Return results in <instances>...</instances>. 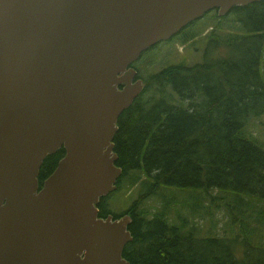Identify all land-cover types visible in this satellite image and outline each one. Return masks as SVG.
Wrapping results in <instances>:
<instances>
[{
    "label": "water",
    "instance_id": "95a60500",
    "mask_svg": "<svg viewBox=\"0 0 264 264\" xmlns=\"http://www.w3.org/2000/svg\"><path fill=\"white\" fill-rule=\"evenodd\" d=\"M264 0H0V264H130L118 121L146 84L133 64L217 11ZM65 150L42 189L45 160Z\"/></svg>",
    "mask_w": 264,
    "mask_h": 264
},
{
    "label": "trees",
    "instance_id": "16d2710c",
    "mask_svg": "<svg viewBox=\"0 0 264 264\" xmlns=\"http://www.w3.org/2000/svg\"><path fill=\"white\" fill-rule=\"evenodd\" d=\"M229 14L238 33L222 39L212 30L201 64L169 67L149 80L140 76L146 88L119 118L114 144L123 175L117 187L138 188L139 197L120 215L109 211L108 196L98 209L101 218L131 217L133 241L123 252L130 264H264V248L250 235L257 229L237 214L247 213L243 206H251L250 201L264 204V148L248 130L250 119L264 115V1ZM215 18L227 20L217 11ZM183 35L184 42L195 37ZM219 47L224 54L216 56ZM167 86L174 94H166ZM175 97L179 106L171 103ZM64 155L61 149L45 160L40 188ZM171 189L199 192L196 208L189 205L193 214L213 190L234 196L235 206L225 205L232 226L241 224L243 239H200L195 229H187V220L171 223L177 203ZM154 197L161 198V208L141 206ZM255 222L264 224V209ZM243 249L247 256L239 259Z\"/></svg>",
    "mask_w": 264,
    "mask_h": 264
},
{
    "label": "rangeland",
    "instance_id": "374dc122",
    "mask_svg": "<svg viewBox=\"0 0 264 264\" xmlns=\"http://www.w3.org/2000/svg\"><path fill=\"white\" fill-rule=\"evenodd\" d=\"M215 16L216 11L207 13L203 18L187 26L184 33H180L166 42H161L144 52L140 59L133 64V67L140 71L138 72L139 77L141 76L143 80H149L152 76L154 77L158 73H161L166 69L168 70L169 67L185 66L188 68L203 63L205 51L209 47L210 39H212V30H215L216 36L222 39L235 35L239 31L237 29L238 25L234 22L233 14L226 15L227 20L222 22H219V19H216ZM186 33H189L191 36L192 34L195 35L193 41L184 42L181 36ZM213 39H215L214 36ZM223 54V47H219L215 52L216 56H221ZM156 88L157 86L155 89ZM165 89L167 95L174 94L168 86L165 87ZM154 93L156 92L152 90L150 95H154ZM158 94L159 93H157V95ZM171 103H176L175 105L178 106L180 105L177 97H175L174 101H171ZM248 130L260 141L264 148V115L259 118L250 119ZM171 190L174 191V196H176L177 199V203L172 207L169 215L171 223L179 224L182 219L187 220V229H195L197 232V238L200 239H208L214 236L237 237L239 240L243 239L240 228L241 224L238 223L234 227L232 226L227 211L228 209L225 205L226 202H230L232 207L235 206L234 196L218 190H213L212 196L208 197L202 193L204 196L202 202L203 207H200L196 210L195 214H193V209L191 210L189 205L196 208L195 204L199 192L197 195H194L195 193L193 194L189 190ZM138 197V188L129 189L124 186L123 183L119 190L117 189L108 195L107 207L109 208V211L115 215H120L124 213ZM246 201H248V199H246ZM161 205V198L154 197L148 199L145 204H142L141 206L155 209L158 207L161 208ZM250 205L251 206L248 208L245 205L243 206V210L246 209L248 211L247 213L241 215V213L237 212V214L240 218L250 224V228L257 229L250 233V235L253 237V241H255L254 244H261L264 248V224H258L255 222L258 213L261 209H264V204L257 201H250ZM252 206H254V208H252ZM247 253L248 252H245L244 249L242 252L239 250L237 257L243 259L247 256Z\"/></svg>",
    "mask_w": 264,
    "mask_h": 264
},
{
    "label": "flooded vegetation",
    "instance_id": "af4514ba",
    "mask_svg": "<svg viewBox=\"0 0 264 264\" xmlns=\"http://www.w3.org/2000/svg\"><path fill=\"white\" fill-rule=\"evenodd\" d=\"M133 68H134V67H133ZM137 79H140V78H139V75H138V78H137ZM60 161H61V160H60ZM52 174H53V173H52ZM40 187H41V186H40ZM41 189H42V188H41ZM117 189H118V188H117ZM117 189H116V190H117ZM116 190H115V191H116ZM109 195H110V194H109ZM108 216H111V215H108ZM108 216H107V217H108ZM112 216L115 218V216H114L113 214H112ZM99 217H100V210H99ZM107 217H105V218H107ZM100 218H101V217H100ZM102 218H103V217H102ZM115 219H116V218H115Z\"/></svg>",
    "mask_w": 264,
    "mask_h": 264
}]
</instances>
